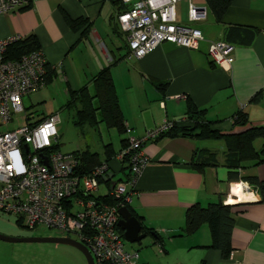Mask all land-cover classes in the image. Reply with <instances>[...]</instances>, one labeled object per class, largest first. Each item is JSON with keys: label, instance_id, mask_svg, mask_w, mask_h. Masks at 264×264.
I'll list each match as a JSON object with an SVG mask.
<instances>
[{"label": "crops", "instance_id": "obj_1", "mask_svg": "<svg viewBox=\"0 0 264 264\" xmlns=\"http://www.w3.org/2000/svg\"><path fill=\"white\" fill-rule=\"evenodd\" d=\"M188 1L203 10L198 18L187 17ZM129 5L120 0H33L0 13V37L33 34L54 72L41 86L42 95L58 90L65 102L68 89L86 85L92 90L90 78L108 66L123 122L137 136L164 120L190 125L187 101L203 108L210 127L222 132L241 129L232 123L237 109L248 122L264 123V0H231L219 19L205 0H177V22L202 33L197 46L162 40L139 58L128 54L126 34L116 17ZM65 17L82 21L70 26ZM212 40L232 45L228 67L210 60L207 45ZM123 137L116 148L109 142L114 151ZM261 143L259 137L252 140L256 150ZM141 150L146 162L129 187L127 201L144 232L132 241L136 247L127 248L137 252L138 264H264V199L244 180L264 179V160L245 159L228 167L221 137L163 135L145 140ZM112 157L109 185L98 184L103 189L97 194L106 193L110 180L124 176ZM202 162L201 167L194 165ZM243 181L248 187L238 188ZM217 200L232 205L230 256L209 245L206 223L182 229L189 204Z\"/></svg>", "mask_w": 264, "mask_h": 264}, {"label": "built area", "instance_id": "obj_2", "mask_svg": "<svg viewBox=\"0 0 264 264\" xmlns=\"http://www.w3.org/2000/svg\"><path fill=\"white\" fill-rule=\"evenodd\" d=\"M33 0H0V13ZM131 5L117 14V22L126 34L130 56L141 57L160 41L169 40L186 47H196L202 38L199 28L177 22V0H120ZM203 13L188 1L187 17ZM21 37H0V212L12 214L27 228L45 226L81 241L94 264H138L137 252L124 247L117 229L119 201L112 204L96 197L98 178L109 170L104 161L87 172L78 171L79 154L58 149L56 122L58 112H49L29 120L21 97L44 84L46 59L38 50L6 56L7 45ZM210 60L228 67L233 59L232 45L212 40L207 45ZM48 64V63H47ZM49 65V64H48ZM50 66V65H49ZM21 118V123L17 119ZM125 144L115 153L120 160L127 154L129 176L115 180L106 193L122 201L129 200V187L146 162L141 146L172 125L171 120L134 135L123 123ZM242 187L247 188L245 181ZM232 254L228 252V256Z\"/></svg>", "mask_w": 264, "mask_h": 264}, {"label": "trees", "instance_id": "obj_3", "mask_svg": "<svg viewBox=\"0 0 264 264\" xmlns=\"http://www.w3.org/2000/svg\"><path fill=\"white\" fill-rule=\"evenodd\" d=\"M230 1L231 0H205L216 19L220 18ZM65 19L70 26H77L82 21V19L79 18L71 19L65 17ZM37 48L38 44L35 37L33 34H28L8 44L6 56L9 58L17 57L21 53H26ZM53 73V69L46 63L44 83L51 79ZM90 82L92 83V90H88L86 85L79 86L73 90H67V101L64 105L74 106L73 122L78 125L86 124L95 126L99 121H102L106 127H114L117 132H124V122L117 103L108 66L100 68L90 78ZM203 111V108H197L191 101H187L186 115L188 117L187 120H190L191 124L178 125L175 121H172V125L158 136H174L180 134L198 138L221 137L226 144L227 152L225 155V162L228 167H237L239 162L245 159H256V161L264 160V123L252 124L248 122L245 112L242 109H237L232 116V123L233 125H239L241 129L222 132L210 127V120L203 118ZM256 137L262 140L258 150L252 145V140ZM120 142L121 147L119 149L125 144V136L120 139ZM72 152L79 154L80 166L78 171L81 173L87 172L94 164L102 161L106 162L108 168H110L109 161L116 153L109 142L103 144V158H100L97 151H92L88 148L82 150L78 148L72 150ZM118 161L120 162V170L124 176L116 180H126L129 176L127 154H123V157ZM203 164L202 162L194 165L196 167H201ZM125 170L128 171L125 172ZM231 173L233 175V172L229 170L228 177L232 176ZM233 177L237 176L235 175ZM244 180L260 193L261 199H264V179L260 180L248 176L245 177ZM100 182L109 185V181L101 177L98 178V183ZM233 191L237 190L234 188ZM96 197L112 204H118L120 201L122 205H126L129 209L127 202L122 201L121 198H114L108 193L97 194ZM231 206V204L222 203L219 200L208 202L205 205H199L197 203L189 204L184 211V226L182 229L188 231L202 222L206 223L210 235L209 245L218 247L222 255L225 256L229 252V235L233 224ZM16 220L21 223L20 220ZM117 229L121 234V229L119 227H117Z\"/></svg>", "mask_w": 264, "mask_h": 264}, {"label": "rangeland", "instance_id": "obj_4", "mask_svg": "<svg viewBox=\"0 0 264 264\" xmlns=\"http://www.w3.org/2000/svg\"><path fill=\"white\" fill-rule=\"evenodd\" d=\"M42 89L30 91L22 95L21 101L29 120H36L51 111L58 112L56 128L58 132V149L62 152L88 148L102 155L103 144L111 142L116 148L119 136L114 127H106L102 122L95 126L78 125L73 122V106H63L64 94L51 90L44 96ZM21 118L17 123H21ZM116 177V176H114ZM101 184V182L99 183ZM103 186L99 185L95 194ZM0 232L9 235H55L52 228L38 226L30 229L24 227L12 214L0 212ZM125 248L135 246V242H127L122 238ZM131 250V249H129ZM0 264H86L82 253L72 245L48 241H4L0 239Z\"/></svg>", "mask_w": 264, "mask_h": 264}, {"label": "water", "instance_id": "obj_5", "mask_svg": "<svg viewBox=\"0 0 264 264\" xmlns=\"http://www.w3.org/2000/svg\"><path fill=\"white\" fill-rule=\"evenodd\" d=\"M112 172L106 171V174L102 176L104 180L110 179ZM115 180H110V186ZM118 219L116 221L117 226L122 229V238L127 242L138 240L144 235V232H140L141 225L137 218L130 213L126 205H120L117 208ZM0 239L4 241H48L56 243L69 244L77 248L83 255L86 264H94L92 256L87 247L79 240L70 236L61 235H9L0 232Z\"/></svg>", "mask_w": 264, "mask_h": 264}, {"label": "bare ground", "instance_id": "obj_6", "mask_svg": "<svg viewBox=\"0 0 264 264\" xmlns=\"http://www.w3.org/2000/svg\"><path fill=\"white\" fill-rule=\"evenodd\" d=\"M238 188H240V189L242 188V183L241 182L238 183ZM227 201L229 202L231 200L230 199H227Z\"/></svg>", "mask_w": 264, "mask_h": 264}]
</instances>
